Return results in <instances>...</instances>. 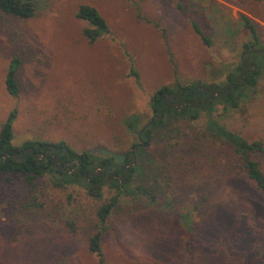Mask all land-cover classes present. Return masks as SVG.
Returning <instances> with one entry per match:
<instances>
[{
  "label": "rangeland",
  "instance_id": "rangeland-1",
  "mask_svg": "<svg viewBox=\"0 0 264 264\" xmlns=\"http://www.w3.org/2000/svg\"><path fill=\"white\" fill-rule=\"evenodd\" d=\"M31 2L27 20L0 13V126L14 110L13 145L64 141L118 159L138 144L124 119L137 115L145 124L157 88L224 84L251 41L241 15L264 50V0ZM79 7L93 8L105 24L92 44L82 30L95 28L75 17ZM11 66L14 97L4 86ZM211 115L247 143L261 142L262 152L245 157L264 173V64L236 108L217 105ZM205 121L201 114L154 129L129 194L104 187L93 199L79 186L55 188L48 177L31 189L22 176L0 174V264H98L88 250L98 232L103 264H264V194ZM114 196L99 224L96 211Z\"/></svg>",
  "mask_w": 264,
  "mask_h": 264
},
{
  "label": "trees",
  "instance_id": "trees-1",
  "mask_svg": "<svg viewBox=\"0 0 264 264\" xmlns=\"http://www.w3.org/2000/svg\"><path fill=\"white\" fill-rule=\"evenodd\" d=\"M0 13L27 20L34 15L33 3L31 0H0ZM75 17L95 28L82 30L89 44L105 31L103 20L93 8L79 7ZM240 20L247 29L251 41L242 45L239 62L227 73L224 84L213 86L198 81L189 83L176 81L170 87L157 88L149 97L150 118L145 124L138 126L137 115L124 119L123 124L127 131L136 137L138 135L139 138L138 144L133 145L120 158L112 155L97 156L89 151L77 152L64 141L27 140L19 145H13L11 122L15 111L11 110L0 126V174L22 176L31 189L35 188L34 179L48 177L55 188L79 186L93 199L101 197L104 187L114 190L118 195L129 194V187L135 174L141 169L140 164L145 159V150L151 143L154 129L163 128L170 119L194 121L204 114L207 134L234 154L240 171H243L256 189L264 194V173L256 161L245 157L247 152H262L261 142L247 143L237 134L218 124L211 115L217 105L236 108L238 100L244 96V91L255 86L264 64L262 61L264 50L258 45L252 22L243 15L240 16ZM191 26L201 41L207 45L208 41L201 35L197 26L194 23H191ZM4 86L9 95L16 96L18 88L12 66L5 76ZM132 191L145 195L138 186L133 187ZM147 199L150 203L154 201L151 195H147ZM116 202L117 197L114 196L98 208L96 216L99 224L105 222ZM99 235L100 232L89 238L88 250L96 257L98 264H103Z\"/></svg>",
  "mask_w": 264,
  "mask_h": 264
},
{
  "label": "water",
  "instance_id": "water-1",
  "mask_svg": "<svg viewBox=\"0 0 264 264\" xmlns=\"http://www.w3.org/2000/svg\"><path fill=\"white\" fill-rule=\"evenodd\" d=\"M139 138V136L137 135V139Z\"/></svg>",
  "mask_w": 264,
  "mask_h": 264
}]
</instances>
